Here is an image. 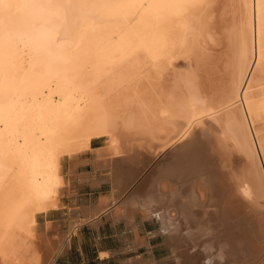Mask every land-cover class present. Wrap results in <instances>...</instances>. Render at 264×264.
I'll list each match as a JSON object with an SVG mask.
<instances>
[{
  "label": "bare ground",
  "instance_id": "1",
  "mask_svg": "<svg viewBox=\"0 0 264 264\" xmlns=\"http://www.w3.org/2000/svg\"><path fill=\"white\" fill-rule=\"evenodd\" d=\"M94 138L119 174L90 216L116 206L186 258L264 264V0H0V264L58 255L36 217Z\"/></svg>",
  "mask_w": 264,
  "mask_h": 264
},
{
  "label": "crops",
  "instance_id": "2",
  "mask_svg": "<svg viewBox=\"0 0 264 264\" xmlns=\"http://www.w3.org/2000/svg\"><path fill=\"white\" fill-rule=\"evenodd\" d=\"M99 139H92V148L73 159L74 170L69 173L65 172L64 178L65 182L68 183V193L64 197H61L62 205L59 208L51 209L48 213L41 214V216L42 229H47L46 236L58 239H96L95 244H91L95 257L98 260H107L110 258L112 250L102 239L112 238L113 236L120 239L130 238L125 243L126 248H135L143 242V238L148 236L150 231L141 230L145 220H147L146 217L141 216L139 218L137 214H133L132 219L126 222L120 214L119 207L116 209V206L111 207V209L102 213L97 218L90 216L89 208L98 205L100 196H106L111 187L110 168L103 164V162L101 163L103 159L97 157L99 153L95 151L96 148L102 146L98 142ZM69 165L70 160L67 161L66 170ZM106 185H109L107 191L100 190ZM97 191H99L97 196L93 197V193ZM84 201L85 203H83Z\"/></svg>",
  "mask_w": 264,
  "mask_h": 264
},
{
  "label": "rangeland",
  "instance_id": "3",
  "mask_svg": "<svg viewBox=\"0 0 264 264\" xmlns=\"http://www.w3.org/2000/svg\"><path fill=\"white\" fill-rule=\"evenodd\" d=\"M102 146L106 145V139L100 138L98 140ZM92 144H94L92 142ZM101 146V147H102ZM91 147V143L88 147L82 149L77 155L85 153ZM97 149V148H96ZM95 149V150H96ZM76 155V156H77ZM153 156V154H152ZM151 155L147 157H143V161L137 166L138 169L136 174L134 173L131 177L132 180L129 184L124 185L125 192H120L121 197L126 194L127 190L131 191L139 182L143 181V179L149 174V172L153 169V167L158 163L160 158L152 157ZM152 157V158H151ZM69 159L64 157L62 159V174L64 175L67 171L72 172L74 170L70 169V165L66 170L67 161ZM241 159H235L234 165L237 169L242 165ZM111 178L116 177L119 174V170L117 168H112L111 170ZM66 186V187H65ZM65 187V189H64ZM66 183L64 184L61 196L64 197L68 188ZM109 185H106L104 188L100 190H108ZM99 191L93 193V197H96ZM109 192V190H108ZM100 199V198H99ZM85 203V201L83 202ZM139 218L140 214H137ZM37 223L35 225L37 231L42 230V216L38 214L36 217ZM157 228V223L147 218L145 220L144 225L141 227V230H148L150 233L148 236L143 238V242L139 244L135 248H126L125 243L127 242V238L120 239L116 236L112 238L102 239L105 241V244L109 246L112 250V254L110 258L107 260H98L95 257L94 249L92 250L91 246L95 244L96 239L93 238H51L44 234L42 239H51L50 241L54 242L57 246L60 244V249L58 255H56L49 264H202V258H186L183 252L180 249H175L170 247L167 242L164 240V237L160 235V233L155 232ZM66 239V240H65ZM65 241V243H64ZM85 242V243H83ZM53 244V245H54ZM85 244V245H84ZM92 244V245H91ZM62 246V247H61ZM226 263L228 261L226 260Z\"/></svg>",
  "mask_w": 264,
  "mask_h": 264
}]
</instances>
